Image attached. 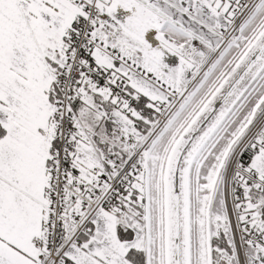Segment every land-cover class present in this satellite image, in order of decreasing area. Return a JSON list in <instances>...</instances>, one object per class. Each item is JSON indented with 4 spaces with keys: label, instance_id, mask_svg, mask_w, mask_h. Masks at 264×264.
<instances>
[{
    "label": "snow or ice",
    "instance_id": "snow-or-ice-1",
    "mask_svg": "<svg viewBox=\"0 0 264 264\" xmlns=\"http://www.w3.org/2000/svg\"><path fill=\"white\" fill-rule=\"evenodd\" d=\"M0 264H264V0H0Z\"/></svg>",
    "mask_w": 264,
    "mask_h": 264
}]
</instances>
